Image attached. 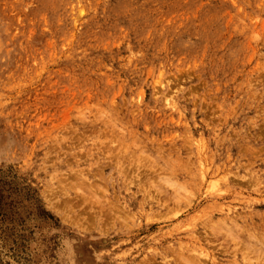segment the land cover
Returning <instances> with one entry per match:
<instances>
[{"label": "rangeland", "instance_id": "374dc122", "mask_svg": "<svg viewBox=\"0 0 264 264\" xmlns=\"http://www.w3.org/2000/svg\"><path fill=\"white\" fill-rule=\"evenodd\" d=\"M0 264H264V0H0Z\"/></svg>", "mask_w": 264, "mask_h": 264}]
</instances>
